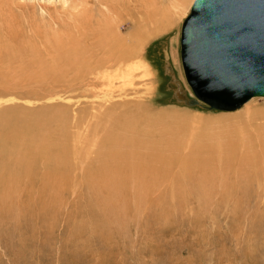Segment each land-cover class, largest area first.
Instances as JSON below:
<instances>
[{"label": "rangeland", "instance_id": "1", "mask_svg": "<svg viewBox=\"0 0 264 264\" xmlns=\"http://www.w3.org/2000/svg\"><path fill=\"white\" fill-rule=\"evenodd\" d=\"M142 1L0 0V110L13 108L29 121L49 111L66 119L81 140H97L99 126L111 123L101 114L123 111L124 104L142 103L151 114L170 119L183 115L190 118L183 137L196 131V137L206 139L246 121L249 108L264 109L260 97L233 111L212 109L191 89L181 38L195 0ZM132 46L138 55L128 65L141 63L143 69L131 84L112 81L117 57ZM257 123L264 125L263 120ZM186 183L178 188L166 183L158 192L143 193L142 206L133 209L131 203L122 215L107 213L83 186L80 193L67 194L33 239L7 240L12 227L0 222V264H264L261 188L253 184L244 198L216 184L207 199V181L201 188L196 186L200 182ZM237 199H242L239 206Z\"/></svg>", "mask_w": 264, "mask_h": 264}, {"label": "bare ground", "instance_id": "2", "mask_svg": "<svg viewBox=\"0 0 264 264\" xmlns=\"http://www.w3.org/2000/svg\"><path fill=\"white\" fill-rule=\"evenodd\" d=\"M186 13L187 7H182V15ZM132 47L125 48L117 57V70L112 77L109 75L112 81L131 84L143 69L141 63L128 65L138 55L137 48ZM173 61L177 63L175 58ZM122 107L123 111L101 114V120L108 118L111 123L106 128L99 122L102 126L98 132L102 135L97 140H81L80 134L70 132L66 119L49 111L29 121L24 116L19 118L13 108L0 110V222L6 221L12 227L7 240L25 235L36 238L35 229L45 226L49 215L55 217L67 194H77L83 186L91 192V199L105 206L107 213L117 215L126 212L131 203L135 204L133 209L140 208L146 198L143 193L159 191L166 183L178 188L182 182L195 181L200 182L196 186L201 188L207 181V199L216 190V184L222 188L229 186L244 198L249 196L253 184L264 193V125L257 123L264 121V109L249 108L246 121L222 127L217 137L209 135L206 139V134V138L196 137V131L183 137L190 119L183 115L170 119L160 113L151 114L142 103ZM92 141L97 142L87 147L86 142ZM198 196H202V191ZM238 199L237 206L242 200Z\"/></svg>", "mask_w": 264, "mask_h": 264}, {"label": "water", "instance_id": "3", "mask_svg": "<svg viewBox=\"0 0 264 264\" xmlns=\"http://www.w3.org/2000/svg\"><path fill=\"white\" fill-rule=\"evenodd\" d=\"M181 48L188 84L212 109L264 98V0H195Z\"/></svg>", "mask_w": 264, "mask_h": 264}]
</instances>
